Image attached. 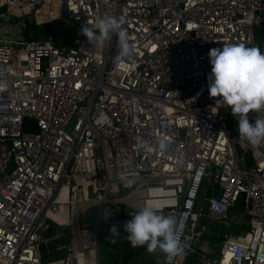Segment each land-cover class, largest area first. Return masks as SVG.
I'll return each instance as SVG.
<instances>
[{"label":"built area","instance_id":"2783aa9c","mask_svg":"<svg viewBox=\"0 0 264 264\" xmlns=\"http://www.w3.org/2000/svg\"><path fill=\"white\" fill-rule=\"evenodd\" d=\"M0 14L78 31L119 17L131 47L0 37V264H100V235L130 219H102L119 203L176 219L181 251L142 264H264V143L239 138L207 79L211 48L264 52V0H0ZM237 204L248 229L197 247L199 220Z\"/></svg>","mask_w":264,"mask_h":264},{"label":"clouds","instance_id":"9594fccd","mask_svg":"<svg viewBox=\"0 0 264 264\" xmlns=\"http://www.w3.org/2000/svg\"><path fill=\"white\" fill-rule=\"evenodd\" d=\"M122 18L103 16L91 26L82 25V34L89 45L102 49L116 37L118 57L131 54L128 36L123 28ZM208 60V94L219 97L214 106L217 111L229 108L236 120L239 138L251 146L264 143V117L249 120L250 112L264 111V52L255 46L243 43L225 44L209 49ZM161 142V149L164 148ZM128 185L134 178H123ZM109 210H104L102 219H108ZM130 219L121 228L115 224L108 229L112 240L120 237L121 231L132 247H145L148 252L159 250L171 261L180 251L181 244L176 232V219L172 215H164L156 208L145 205L129 212Z\"/></svg>","mask_w":264,"mask_h":264},{"label":"rangeland","instance_id":"374dc122","mask_svg":"<svg viewBox=\"0 0 264 264\" xmlns=\"http://www.w3.org/2000/svg\"><path fill=\"white\" fill-rule=\"evenodd\" d=\"M1 11H4V9H1ZM26 22L32 23L33 21L27 19V20H20L16 18H10L8 21L3 20V15L0 14V37L5 36L7 38H11L13 40H27L25 38V24ZM35 23V22H34ZM37 25V24H36ZM39 26V25H38ZM40 27V26H39ZM33 40H44L40 36L39 38L33 39ZM202 191L200 196V201L203 199V193ZM112 216H118L122 211H125V214H129L131 211H135L127 206V204L119 203L113 208L108 209ZM235 212V222L230 220L227 223H216L213 221H208L205 219H200L198 222V229L202 231V228L204 225L210 223L211 226H214L217 230L223 232L221 236H215V237H209V236H202V233L200 232V235L196 237L195 245L198 247L201 244H203L206 240L209 242H213V245H211V250L213 253H217L220 249V246L222 245L225 238L228 236V234L235 235L237 232L242 230L243 228L248 229V220L244 218V216L240 212V206L237 204L234 209H232L231 212ZM128 216V215H127ZM130 218V216H128ZM92 220V215H89V213H85V215H82L79 218V223H87ZM124 233L121 231L120 237L116 238L115 240H112L109 233H102L100 235L99 239V253H100V264H120L118 262V259H123L126 256L124 253L129 252V256L127 257V263L128 264H142L147 263V260H156L160 257V251L157 250L155 252H148L146 251L145 247H132L129 245L126 239H123ZM60 255L54 256L53 258H59Z\"/></svg>","mask_w":264,"mask_h":264},{"label":"trees","instance_id":"16d2710c","mask_svg":"<svg viewBox=\"0 0 264 264\" xmlns=\"http://www.w3.org/2000/svg\"><path fill=\"white\" fill-rule=\"evenodd\" d=\"M40 26V27H39ZM36 25L34 22L25 24V38L27 40H33L39 38L42 39H50L55 45L63 46V47H76L80 41L84 38L80 31L77 30L76 27L72 25H67L61 21H52L47 24ZM33 126V124H32ZM129 216V214H125V211H122L118 216ZM121 228V227H120ZM126 256L123 259H118L120 264H128L127 257L130 255L128 253H124ZM128 255V256H127ZM154 260H147V263H152ZM145 263V262H144ZM187 264H191V260L189 259Z\"/></svg>","mask_w":264,"mask_h":264},{"label":"water","instance_id":"95a60500","mask_svg":"<svg viewBox=\"0 0 264 264\" xmlns=\"http://www.w3.org/2000/svg\"><path fill=\"white\" fill-rule=\"evenodd\" d=\"M9 19H10L9 15H7V14L3 15L4 21H8ZM251 164H252V160L249 159L244 164L240 163V167L249 166ZM201 233L203 236H211V237L221 236L223 234V232L217 230L216 228H214L213 226L208 225V224L203 226ZM42 250H43L42 252H44V249H42Z\"/></svg>","mask_w":264,"mask_h":264},{"label":"crops","instance_id":"0c3cea01","mask_svg":"<svg viewBox=\"0 0 264 264\" xmlns=\"http://www.w3.org/2000/svg\"><path fill=\"white\" fill-rule=\"evenodd\" d=\"M233 209H234V208H233ZM231 211H232V210H231ZM231 211H230V220L233 221V220H235V217H236L235 214H236V213H235L234 211H233V212H231ZM240 212H241V211H240ZM233 222H235V221H233ZM208 225H210V223H208ZM213 227H214V226H213ZM214 228H215V227H214ZM202 236H203V235H202ZM209 237H210V236H209ZM212 238H213V237H212ZM202 245H203V246H206L207 249L211 250V247H210V246L213 245V242H209L208 240H206ZM211 252H213V251H211ZM162 254H163V253L161 252V253H160V257H161Z\"/></svg>","mask_w":264,"mask_h":264}]
</instances>
